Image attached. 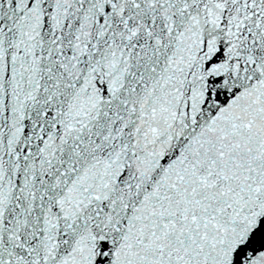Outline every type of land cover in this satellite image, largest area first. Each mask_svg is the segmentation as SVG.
Listing matches in <instances>:
<instances>
[{"label": "snow or ice", "instance_id": "obj_1", "mask_svg": "<svg viewBox=\"0 0 264 264\" xmlns=\"http://www.w3.org/2000/svg\"><path fill=\"white\" fill-rule=\"evenodd\" d=\"M0 264H264V0H0Z\"/></svg>", "mask_w": 264, "mask_h": 264}]
</instances>
